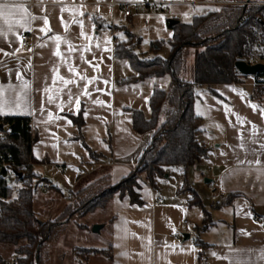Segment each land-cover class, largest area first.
I'll use <instances>...</instances> for the list:
<instances>
[{"label":"crops","instance_id":"crops-1","mask_svg":"<svg viewBox=\"0 0 264 264\" xmlns=\"http://www.w3.org/2000/svg\"><path fill=\"white\" fill-rule=\"evenodd\" d=\"M206 1L3 0L8 7L0 15V25L5 28L0 36V111L8 114L0 117L30 119L36 136L32 168L52 185L43 193L54 190L56 197L64 200L51 219L71 202V192L106 174L112 184L128 176L151 141L152 133H134L130 110L141 111L148 119L149 98L156 86L147 82L149 78L122 84L136 76L129 62L116 55V46L124 38L122 24L135 26L140 17H150L151 11L157 10H161L162 18L177 19V8L219 9ZM121 4L130 5L128 18L123 17ZM8 24L11 31H7ZM23 34L33 41L26 51L18 49ZM56 35L61 37L59 41ZM194 50L191 80L200 51ZM211 88L214 94L207 87H198L194 101V112L201 122L198 141L208 150L196 167L209 183L210 168L212 174L220 176L214 181L220 200L233 194L236 197L229 205L215 208L220 200L205 204V190L189 188L198 195L204 213L201 207L190 205L191 191L189 196H182L181 203L180 190L170 199L163 192L156 194L150 186L148 190L139 177V193L145 205H131L127 195L115 194L106 209L79 218L108 217L106 222L94 224L111 231V258L92 255L86 264H196L197 240L207 246L203 255L208 264H264V102L257 104L251 99L253 76H245L237 86ZM57 165L63 170L58 171ZM54 170L70 177L73 189L70 185L63 193L56 180L49 181ZM204 184L209 192L208 183ZM175 203L201 209L193 214V230L186 223L185 227L159 217ZM77 229L80 233L89 231L84 224H77ZM184 235H188L187 240ZM0 256L7 264L17 260L14 247L0 246ZM62 256L57 255L59 264Z\"/></svg>","mask_w":264,"mask_h":264},{"label":"trees","instance_id":"trees-1","mask_svg":"<svg viewBox=\"0 0 264 264\" xmlns=\"http://www.w3.org/2000/svg\"><path fill=\"white\" fill-rule=\"evenodd\" d=\"M232 1L250 4L219 6L218 11L193 17L189 24L178 23L170 27L172 37L168 42L170 52L166 59H141L131 39L117 44V57L126 59L136 72V76L123 80L122 84L165 75L171 78L169 90L153 89L149 98L148 119L141 111L130 110L134 133H152L151 141L128 176L112 184L106 174L71 192V202L55 219L40 221L33 210L34 196L47 181L28 166L30 162L35 163L31 149L36 141L30 119L0 117V125L5 129L11 128L8 134L0 133V158H11L23 167L22 174L15 175L14 186L8 185L0 174V245L15 248L18 264H50L52 250L65 233L68 223L98 209H106L115 194L120 197L127 195L131 205L143 206L139 177L143 176L154 189L156 177L163 176L166 167L182 166L187 170L207 157V148L198 141L201 122L194 112L197 88L207 87L214 94L211 88L214 85L237 86L243 83L245 76L236 71L234 63L240 55L241 43L249 26L261 23L264 17V5L260 4L264 0ZM162 44V41L153 42L152 50L159 49ZM188 49L200 50L191 81L184 74L185 52ZM262 77L264 72L253 76L255 91L251 99L257 104L264 102ZM183 191H191L190 205L201 207L206 212L198 195L187 188L186 183L180 190ZM234 197L235 194L230 195L214 207L227 206ZM79 228L84 226L79 225ZM195 245L199 249L196 264H208L203 255L206 244L197 240ZM72 255L85 263L92 255L110 259L111 249L74 248ZM4 263L7 264L0 256V264Z\"/></svg>","mask_w":264,"mask_h":264},{"label":"rangeland","instance_id":"rangeland-1","mask_svg":"<svg viewBox=\"0 0 264 264\" xmlns=\"http://www.w3.org/2000/svg\"><path fill=\"white\" fill-rule=\"evenodd\" d=\"M179 9L177 15L174 16L177 19H174L172 16H164V18L160 17L162 14L161 10L151 11L150 17H140L139 21L135 26H129L126 24H122V36L123 41H127L131 39L133 42V47L135 52L139 55L141 59H153L155 57H160L163 59L168 58L169 56V45L168 42L172 37V30L167 28V22L171 20H177L181 24H189L192 22L193 17L195 15L206 14L208 12L213 11L215 7H188V8H177ZM155 39V40H154ZM122 41V42H123ZM162 41L163 44L161 47L155 51L152 50V43ZM138 42V44H137ZM194 49H188L185 52V70L184 74L187 80H191V70H192V62H193V54ZM149 84L156 86L154 88H161L165 91L169 90L171 78L169 75H165L158 78H149ZM153 88V89H154ZM53 180H49L55 184L58 188H61L63 193L66 189H69L70 185L73 184L70 177L61 176L55 170L53 171ZM56 180V181H55ZM140 183L145 184L146 188L150 190L149 185L145 181V178L141 176ZM74 183V182H73ZM186 183L187 188H191L197 191H201L204 189V203L207 202L212 203L210 201V193L206 191V185L204 184V179L201 174L198 172L196 165L185 170L182 166H170L165 168V174L163 176H158L155 179V192L158 195H162V192L165 193L170 199H173L176 196L177 192L182 189L184 184ZM140 184V185H141ZM14 186V184H13ZM16 187V185H15ZM57 193L54 190L43 193V191L39 190L33 200V210L37 215L40 221H46L55 217L62 208L63 202L62 199L56 197ZM180 200L182 203V196H189L188 191H183L180 193ZM179 200V199H178ZM145 205V203H144ZM173 207L168 209L167 211L159 214V217H163L168 219L169 222L181 226H185L183 224H187V227L191 230L194 229L195 224L193 223L194 212L200 213L201 209L193 207L191 209L181 207L183 204L175 203L172 204ZM107 221L108 217H103L102 215H97L93 217H86L84 219H75L72 220L67 228V232L64 237L59 238L54 251L52 252L50 264H59L57 260V255H63V261L60 264H86L83 263L82 260L75 258L72 255V249L83 248H99V249H107L110 241V227H106L105 229H101L98 233H93L92 228L94 226H99V224L95 225L94 222ZM77 224L87 225L89 231L87 233H80L77 229ZM5 246V248H12V246ZM15 249V248H14ZM15 253V252H14ZM6 258H9L8 254H5ZM100 260H106L104 258H100ZM98 264V263H96Z\"/></svg>","mask_w":264,"mask_h":264},{"label":"built area","instance_id":"built-area-1","mask_svg":"<svg viewBox=\"0 0 264 264\" xmlns=\"http://www.w3.org/2000/svg\"><path fill=\"white\" fill-rule=\"evenodd\" d=\"M208 5L214 6H223V5H232V4H250L246 3H237L232 0H209L204 2ZM264 5V3H260ZM121 11L124 18H128L131 13V7L129 4H121ZM32 37L26 34L20 36L18 49L20 51H26L30 49L32 46ZM264 61V17L261 23L251 24L249 26L248 32L244 35L241 47H240V55L236 58L235 62H243L249 66L261 64ZM262 81L264 82V77H262ZM33 163H28V166L33 167ZM22 166L15 161L10 159H5L3 157L0 158V174H3V178L5 182L12 186L15 181L16 174H22ZM57 170L62 171L63 166L57 165ZM211 172L210 183H208L207 187L209 192L211 193V201L216 202L221 199L220 193L217 191L214 181H216L220 176L212 174L213 168H210ZM52 185L49 182H45L41 185L40 190L45 192ZM8 264H18L17 260H12Z\"/></svg>","mask_w":264,"mask_h":264},{"label":"water","instance_id":"water-1","mask_svg":"<svg viewBox=\"0 0 264 264\" xmlns=\"http://www.w3.org/2000/svg\"><path fill=\"white\" fill-rule=\"evenodd\" d=\"M179 22L177 20H171L168 22V25L170 27L178 24ZM234 68L236 69V71L238 73H240L241 75L243 76H254L256 75L257 73L259 72H264V65L263 64H256V65H252V66H249L243 62H235L234 63ZM11 132V128H4L2 125H0V133H3V134H8ZM20 176V174H19ZM208 180H204L205 183H209L207 182ZM103 228V226L99 225V226H94L92 228V232L93 233H98L101 229ZM184 240H187L188 239V235H184L183 236ZM5 264V263H4Z\"/></svg>","mask_w":264,"mask_h":264},{"label":"snow or ice","instance_id":"snow-or-ice-1","mask_svg":"<svg viewBox=\"0 0 264 264\" xmlns=\"http://www.w3.org/2000/svg\"><path fill=\"white\" fill-rule=\"evenodd\" d=\"M7 7H8V5L5 4V3H3V0H0V15H3L4 14V10ZM213 11H218V9H213ZM33 19H34V17H33ZM18 23H19V26L20 27H25V25H24L23 22H18ZM77 23H81V22L77 21ZM81 26H82V24H81ZM11 29H12V25L11 24H8L7 25V31H11ZM28 30H30V29H28ZM41 31H43V29H41ZM4 34H5V28H4V26L0 25V36H2ZM55 39L57 41H59L61 39V37L59 35H56L55 36ZM5 54H7V53H5ZM55 54L57 56H60L61 55V53L59 51H57ZM17 78L19 79L20 77L18 76ZM61 79H63V78H61ZM65 83H70V81H65ZM0 87H2V86H0ZM46 91H47V89H46ZM77 107H78V105H77ZM3 114H8V113H4L3 111H0V115H3Z\"/></svg>","mask_w":264,"mask_h":264}]
</instances>
